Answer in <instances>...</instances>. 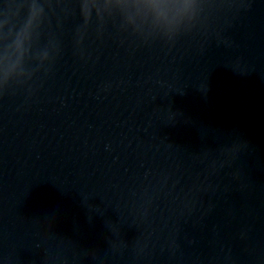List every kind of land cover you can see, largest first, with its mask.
I'll list each match as a JSON object with an SVG mask.
<instances>
[{"label": "water", "instance_id": "water-1", "mask_svg": "<svg viewBox=\"0 0 264 264\" xmlns=\"http://www.w3.org/2000/svg\"><path fill=\"white\" fill-rule=\"evenodd\" d=\"M0 0V264H264V0Z\"/></svg>", "mask_w": 264, "mask_h": 264}, {"label": "clouds", "instance_id": "clouds-1", "mask_svg": "<svg viewBox=\"0 0 264 264\" xmlns=\"http://www.w3.org/2000/svg\"><path fill=\"white\" fill-rule=\"evenodd\" d=\"M162 2H163V4L172 3L173 6H176V7H180L181 6L179 4V0H143V3L146 6L152 7V8H157V7L162 6ZM182 6L183 7H187L188 6L187 0H185L184 4Z\"/></svg>", "mask_w": 264, "mask_h": 264}]
</instances>
